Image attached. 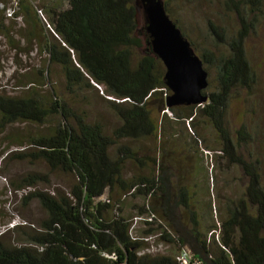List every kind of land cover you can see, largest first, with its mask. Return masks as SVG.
I'll use <instances>...</instances> for the list:
<instances>
[{
  "label": "trees",
  "instance_id": "16d2710c",
  "mask_svg": "<svg viewBox=\"0 0 264 264\" xmlns=\"http://www.w3.org/2000/svg\"><path fill=\"white\" fill-rule=\"evenodd\" d=\"M12 1L0 0V42L14 54L35 52L42 64L18 66L22 72L14 69L13 84L0 82V153L30 165L41 162L69 183L65 191L36 189L24 196L36 201L43 217L0 232V264H177V254L144 250L145 240L132 230L134 217L163 221L171 230L163 229L160 239L201 264H264L260 159L245 124L231 131L227 122L230 98L251 93L256 82L245 40L255 32L264 0H220L233 25L204 16L201 41L191 39L175 17L169 4L175 0L163 1L198 53L208 82L206 102L170 107L163 64L141 49L135 0ZM98 108L115 123L109 126ZM152 137L154 154L147 145ZM171 139L195 152L200 144L203 152L210 148L225 166L235 164L245 182L242 195L217 207L218 224L205 230L180 175L171 170ZM127 164L134 171L125 177ZM39 181L47 182V175L32 171L15 187ZM126 194L142 200L131 205L132 215L124 210ZM6 231L18 237L10 240Z\"/></svg>",
  "mask_w": 264,
  "mask_h": 264
},
{
  "label": "rangeland",
  "instance_id": "374dc122",
  "mask_svg": "<svg viewBox=\"0 0 264 264\" xmlns=\"http://www.w3.org/2000/svg\"><path fill=\"white\" fill-rule=\"evenodd\" d=\"M44 1L46 0H35L34 4L38 5ZM169 4L175 13V17L181 23L183 22L185 31L193 40L195 38L197 41H201L197 34H200V36L205 35L204 16L221 21L222 24H227L229 27L233 25L232 16L222 10L220 0H195L194 2L175 0V2ZM180 10L181 13H179ZM195 44L198 46L197 42ZM245 50L247 59L255 72L256 82L251 93H243L230 98L227 122L231 131L244 123L247 131L253 135L255 141L253 148L260 159L261 179L264 183V5L262 16L259 18L254 34L245 40ZM196 54L198 53L196 52ZM17 61L21 63L18 64ZM41 64L42 57L35 54V52L29 54L18 52V54H14V51L9 49L3 41L0 42V82L2 84L5 85L7 81L14 83L11 79L14 69H18V73H20L22 72V66H40ZM58 75L59 73L56 70L55 76ZM97 110L107 124L109 123V126L115 123V118L110 114L100 108ZM178 128L180 127L178 126ZM182 131L186 135L184 139L190 141L192 138L188 134L189 128L187 130L183 128ZM208 138L212 139L210 136ZM171 143H173L171 146L173 151L175 150L173 161L175 168L171 170L175 175H180L179 183L188 190L189 206L197 211L196 220L200 223V229L205 230L212 223L216 224L218 222V206L222 209V204L226 199H235L242 195L245 182L235 164L225 166L224 160H217L215 156L217 154L210 148L203 152L202 150L205 148L200 144L195 152L191 147L188 148L184 145L182 141L177 143V140L171 139ZM147 145L151 150V154H154L157 148V139L155 137L147 139ZM11 150L14 151L15 148H11ZM5 154L0 153V232L16 224H35L37 220L43 217L44 213L36 201L27 202L24 199V196L30 191L36 189L48 193H53L56 189L65 191L66 185L69 183V179L66 180L59 174L48 172L41 162L30 165ZM199 165L202 169L199 168ZM124 170L125 177H128L134 171H131L128 164ZM32 171L47 175V182L39 181L31 187L16 188L15 186L23 175ZM202 181V185L208 187V193H206V190L204 192L201 190ZM105 198V195L100 197L101 200H105ZM122 201L125 212L131 215L135 213L131 205L141 204L142 202L141 198L132 197L130 194L124 195ZM206 202H209V207L205 204ZM214 214L217 217L212 219ZM180 217L185 226L189 225L184 213ZM142 220L154 221L142 217L133 218L132 230L134 235L145 240L146 248L144 250L152 254L176 255L178 252L176 247L172 243L160 239L163 229L166 231L171 230L168 225L163 221H156L154 225H145ZM157 225H160L158 229L156 228ZM149 227L153 230L144 234L143 232ZM6 232V236L10 240L18 237L10 231Z\"/></svg>",
  "mask_w": 264,
  "mask_h": 264
},
{
  "label": "water",
  "instance_id": "95a60500",
  "mask_svg": "<svg viewBox=\"0 0 264 264\" xmlns=\"http://www.w3.org/2000/svg\"><path fill=\"white\" fill-rule=\"evenodd\" d=\"M142 51L160 59L163 81L170 90L165 106L202 104L207 97V71L179 28L163 9V0H135Z\"/></svg>",
  "mask_w": 264,
  "mask_h": 264
},
{
  "label": "built area",
  "instance_id": "2783aa9c",
  "mask_svg": "<svg viewBox=\"0 0 264 264\" xmlns=\"http://www.w3.org/2000/svg\"><path fill=\"white\" fill-rule=\"evenodd\" d=\"M175 259L177 261V264H201L196 259H192L190 257L189 251L186 249H183L179 253H177Z\"/></svg>",
  "mask_w": 264,
  "mask_h": 264
}]
</instances>
